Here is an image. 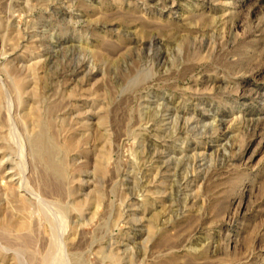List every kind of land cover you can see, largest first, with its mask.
I'll use <instances>...</instances> for the list:
<instances>
[{"label":"rangeland","instance_id":"1","mask_svg":"<svg viewBox=\"0 0 264 264\" xmlns=\"http://www.w3.org/2000/svg\"><path fill=\"white\" fill-rule=\"evenodd\" d=\"M0 264H264V0H0Z\"/></svg>","mask_w":264,"mask_h":264}]
</instances>
